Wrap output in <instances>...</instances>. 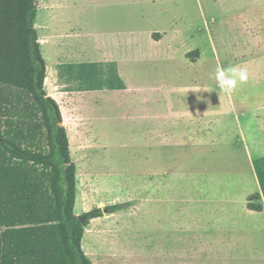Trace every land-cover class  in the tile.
Listing matches in <instances>:
<instances>
[{"label":"rangeland","instance_id":"rangeland-1","mask_svg":"<svg viewBox=\"0 0 264 264\" xmlns=\"http://www.w3.org/2000/svg\"><path fill=\"white\" fill-rule=\"evenodd\" d=\"M38 8L36 29L40 44L47 47V52H42L47 65L45 88L61 107L71 140V155L80 171L86 170L83 152L88 150V170L98 176L100 186L96 200H107L127 188L140 190L142 195L146 189H140L139 174L147 179L144 172L150 164L147 139L144 144L147 135H139L138 125L129 116L133 112L129 104L133 95L128 98L116 90L122 88L118 67L89 64L90 54L117 55L122 34L129 33L125 36L126 47L139 46L145 55L166 57L168 46H154L148 36L154 29L173 27L179 34L171 38V46H176L177 52L181 48L189 51L202 48L206 58L202 64L205 62L210 72H216L214 61L208 58L212 50L208 37L211 36L221 54L247 52L253 35L264 41V0H39ZM183 61L179 54L177 60L163 64H143L137 86L167 89L180 84L177 74L184 69ZM206 80L210 86L214 83L212 76L205 77ZM186 97L189 108L195 111L202 104H212V93L202 97L194 92ZM250 136L253 139L250 144L264 143V135ZM223 144L221 139L204 149H162L159 163L179 175L200 180L235 175L237 170L244 173L256 167L264 183V173L259 170L261 162L255 153L248 156L243 146ZM174 191L178 193L181 189ZM80 203L81 198L78 212ZM143 207L136 203L133 210L114 218L124 224L121 237L125 245L138 250L147 244L152 223ZM160 211L158 229L166 219ZM223 243L227 248L230 245L239 249L229 252L242 257L238 264H256L252 257L264 253V231L222 234L217 237V247L221 248Z\"/></svg>","mask_w":264,"mask_h":264},{"label":"crops","instance_id":"crops-1","mask_svg":"<svg viewBox=\"0 0 264 264\" xmlns=\"http://www.w3.org/2000/svg\"><path fill=\"white\" fill-rule=\"evenodd\" d=\"M178 34L172 27L168 30L154 29L148 36L154 46H168L166 57L145 55L139 46L126 47L125 36L129 33L122 34L117 55L104 52L99 57L88 56L89 64H114L118 67L122 88L116 90L126 97L133 95L128 97L132 99L129 104L133 107L129 116L138 125L139 135H147L144 144L147 139L150 164L144 172L147 179L139 174L142 179L140 189H146L142 195L140 190L130 191L127 188L107 200H96L100 186L96 179L98 176L88 170V150L83 152L86 170L80 171L74 161L78 173L77 216L94 208L105 209L106 205H128L113 214L92 220L85 228L82 250L92 264H238L242 257L229 252L239 249L230 245L227 248L226 243L218 248L217 237L250 230L264 231V183L256 167L244 173L237 170L235 175H222L210 180L189 179L173 169L160 166L158 158L162 149H204L222 139L223 145L243 146L248 156L255 153L261 162L259 170L264 173V143L249 142L253 140L250 135H264V41L253 35L247 52L221 54L211 36L208 37L212 47L208 58L214 61L216 67L240 66L249 73L247 83L226 93L219 89L214 79L215 71L210 72L205 62L202 64L206 60L202 48H198L199 57L192 61L187 57L192 51L181 48L177 52V47L171 46L169 41ZM154 35L158 36L157 40ZM179 54L184 60V69L177 74L180 84L167 89L137 86L143 64H163L177 60ZM208 76L214 79L211 86L207 80L204 81ZM194 92L202 97L212 93L211 106L202 104L197 111L190 109L186 96ZM69 141L71 149L70 137ZM174 189L181 191L176 193ZM255 194L260 195V199L252 203L262 207L260 212L248 208V199ZM80 198L81 211L78 212ZM136 203L145 205L143 209L147 210L148 219L152 221L149 224V240L139 250L125 245V239L121 237V234L124 235V224L114 220L133 210ZM158 210L166 217L160 229L157 228L161 223ZM252 258L256 264H264L263 252Z\"/></svg>","mask_w":264,"mask_h":264},{"label":"trees","instance_id":"trees-1","mask_svg":"<svg viewBox=\"0 0 264 264\" xmlns=\"http://www.w3.org/2000/svg\"><path fill=\"white\" fill-rule=\"evenodd\" d=\"M38 2L0 0V264H92L85 228L127 205L75 214L77 165L61 107L45 88ZM187 57L195 61L199 50ZM257 199L248 208L260 212Z\"/></svg>","mask_w":264,"mask_h":264},{"label":"clouds","instance_id":"clouds-1","mask_svg":"<svg viewBox=\"0 0 264 264\" xmlns=\"http://www.w3.org/2000/svg\"><path fill=\"white\" fill-rule=\"evenodd\" d=\"M214 79L221 91L230 93L235 91L238 85L248 82L249 73L246 68L240 66H218Z\"/></svg>","mask_w":264,"mask_h":264},{"label":"bare ground","instance_id":"bare-ground-1","mask_svg":"<svg viewBox=\"0 0 264 264\" xmlns=\"http://www.w3.org/2000/svg\"><path fill=\"white\" fill-rule=\"evenodd\" d=\"M41 47H42V52L45 54L47 52L46 51L47 47L45 45H43V43L41 44Z\"/></svg>","mask_w":264,"mask_h":264},{"label":"water","instance_id":"water-1","mask_svg":"<svg viewBox=\"0 0 264 264\" xmlns=\"http://www.w3.org/2000/svg\"><path fill=\"white\" fill-rule=\"evenodd\" d=\"M105 213H107V212H105ZM81 221L83 222V220L81 219Z\"/></svg>","mask_w":264,"mask_h":264}]
</instances>
